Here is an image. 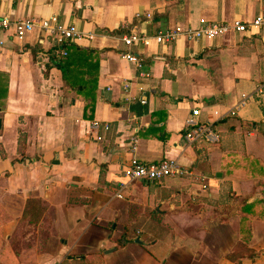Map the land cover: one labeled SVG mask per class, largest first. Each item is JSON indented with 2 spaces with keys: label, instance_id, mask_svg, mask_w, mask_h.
<instances>
[{
  "label": "crops",
  "instance_id": "crops-1",
  "mask_svg": "<svg viewBox=\"0 0 264 264\" xmlns=\"http://www.w3.org/2000/svg\"><path fill=\"white\" fill-rule=\"evenodd\" d=\"M137 10L152 18H135ZM259 12L264 0H0V16L54 14L93 34L60 57L37 27L22 39L0 30V264H234L226 253L241 239V215L208 218L210 201L227 194L251 202L240 212L249 215L244 241L257 253L240 264H264V126L252 124L264 123V27L134 44L144 76L121 56L120 37L125 21L151 34ZM65 58L63 76L56 62ZM89 94L93 108L84 111ZM194 107L219 141L186 143ZM92 119L109 124L101 139ZM134 132L141 160L176 158L190 172L128 182ZM29 199L45 206L37 241L15 251L10 236ZM45 212L51 225L42 247Z\"/></svg>",
  "mask_w": 264,
  "mask_h": 264
},
{
  "label": "built area",
  "instance_id": "built-area-1",
  "mask_svg": "<svg viewBox=\"0 0 264 264\" xmlns=\"http://www.w3.org/2000/svg\"><path fill=\"white\" fill-rule=\"evenodd\" d=\"M137 19H151L152 12L149 10H137L134 14ZM51 35L52 41L56 48L58 56L67 54L66 44L73 42L82 37L92 38V33H85L73 25L60 23L56 15H50L46 18L30 16L10 18L8 15L0 16V30L11 28L15 37L22 39L34 28ZM264 27V12H259L252 18L233 20H210L199 24L197 27H166L158 29L156 32L148 34L139 32L136 26L130 21H125L120 24L121 40L126 45V49L122 51L121 56L132 63L137 69L138 74L148 75L145 71L144 60L131 50L134 44H146L149 38H154L158 43H172L183 37L187 40L191 39H212L216 36L224 35L228 32L244 33L250 30H255ZM261 92L260 87L257 88ZM246 96L242 98L231 108L230 113L245 103ZM140 101L144 102L145 98L141 97ZM109 124L107 121L92 119L90 129L97 135V139H101V130H107ZM184 138L187 144L197 146L200 142H217L219 141V133L214 128L211 121H202L200 119V110L197 107L191 109L190 113L185 118ZM128 146L131 151L129 165L123 170L127 181L136 179L158 181L164 177H180L190 172L187 165L182 164L176 158H161L155 161H143L136 155L138 135L134 132L128 136ZM121 182L120 188L115 192L116 196H122L121 189L124 186Z\"/></svg>",
  "mask_w": 264,
  "mask_h": 264
},
{
  "label": "trees",
  "instance_id": "trees-1",
  "mask_svg": "<svg viewBox=\"0 0 264 264\" xmlns=\"http://www.w3.org/2000/svg\"><path fill=\"white\" fill-rule=\"evenodd\" d=\"M71 42L66 44V49L68 52L69 45ZM59 67L61 68L63 72V76L66 73V64L67 59H59L56 62ZM88 93V92H87ZM88 97L89 102L85 103L84 105V111L89 107L91 110L93 108L94 103V95L89 94ZM86 115V113L84 112ZM252 124H257L259 127L264 126L263 122H252ZM184 135V132H183ZM198 148V146H197ZM230 198L228 200V197L225 199H216L213 201H210L212 204V213L209 215L208 218H219L221 221H226L231 213H239L241 216L240 223H241V239L237 240L233 246L229 249V251L226 253V256L233 261L234 264H240L243 257L249 256L253 257L255 254V250L247 245V243L244 241V239L247 238L248 232V218L249 215L246 213L240 212V209L245 207V211H249L251 202H247L246 199H239L235 197L233 194H227ZM247 205V206H246ZM43 202L40 199H29L26 202L25 209L23 212V215L21 218L18 219L16 226L14 228V231L12 232L10 236V241L13 245V249L15 251H20L21 245L24 244L27 246L31 245L33 243L32 239L36 235V229L39 227V219L44 211ZM50 212H45V221L47 224H42L44 227L38 229L39 232V239H41L42 247L43 242L45 241V238L47 237V234L49 233L48 229L51 225V219H50ZM44 223V222H43ZM31 240H28L30 239ZM257 253V252H256ZM76 259L77 261L81 260L83 256H76V255H68L67 259ZM83 261V259L81 260ZM73 264H79V263H73ZM86 264V262H84Z\"/></svg>",
  "mask_w": 264,
  "mask_h": 264
},
{
  "label": "rangeland",
  "instance_id": "rangeland-1",
  "mask_svg": "<svg viewBox=\"0 0 264 264\" xmlns=\"http://www.w3.org/2000/svg\"><path fill=\"white\" fill-rule=\"evenodd\" d=\"M36 232V231H35ZM36 236V235H35ZM28 240H31V238L30 239H28ZM32 241L33 242H35V241H37V238L36 237H34L33 239H32Z\"/></svg>",
  "mask_w": 264,
  "mask_h": 264
},
{
  "label": "water",
  "instance_id": "water-1",
  "mask_svg": "<svg viewBox=\"0 0 264 264\" xmlns=\"http://www.w3.org/2000/svg\"><path fill=\"white\" fill-rule=\"evenodd\" d=\"M0 126H1V118H0Z\"/></svg>",
  "mask_w": 264,
  "mask_h": 264
}]
</instances>
